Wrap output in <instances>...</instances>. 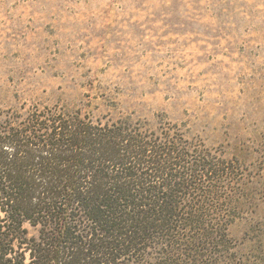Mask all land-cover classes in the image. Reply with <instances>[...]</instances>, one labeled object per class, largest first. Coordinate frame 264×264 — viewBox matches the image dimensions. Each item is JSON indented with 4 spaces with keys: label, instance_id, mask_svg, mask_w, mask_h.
<instances>
[{
    "label": "rangeland",
    "instance_id": "1",
    "mask_svg": "<svg viewBox=\"0 0 264 264\" xmlns=\"http://www.w3.org/2000/svg\"><path fill=\"white\" fill-rule=\"evenodd\" d=\"M116 108L241 164L238 264H264V0H0V110Z\"/></svg>",
    "mask_w": 264,
    "mask_h": 264
},
{
    "label": "trees",
    "instance_id": "2",
    "mask_svg": "<svg viewBox=\"0 0 264 264\" xmlns=\"http://www.w3.org/2000/svg\"><path fill=\"white\" fill-rule=\"evenodd\" d=\"M94 109L0 110V264H238L240 162Z\"/></svg>",
    "mask_w": 264,
    "mask_h": 264
}]
</instances>
